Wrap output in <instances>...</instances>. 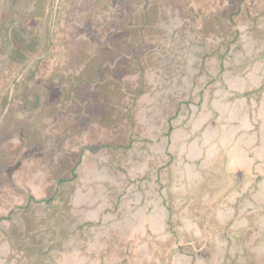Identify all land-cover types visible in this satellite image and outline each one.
Masks as SVG:
<instances>
[{"label":"rangeland","instance_id":"obj_1","mask_svg":"<svg viewBox=\"0 0 264 264\" xmlns=\"http://www.w3.org/2000/svg\"><path fill=\"white\" fill-rule=\"evenodd\" d=\"M24 13L0 77V264H264V0Z\"/></svg>","mask_w":264,"mask_h":264},{"label":"flooded vegetation","instance_id":"obj_2","mask_svg":"<svg viewBox=\"0 0 264 264\" xmlns=\"http://www.w3.org/2000/svg\"><path fill=\"white\" fill-rule=\"evenodd\" d=\"M26 7L27 0H0V77L9 75L11 64L26 39Z\"/></svg>","mask_w":264,"mask_h":264},{"label":"trees","instance_id":"obj_3","mask_svg":"<svg viewBox=\"0 0 264 264\" xmlns=\"http://www.w3.org/2000/svg\"><path fill=\"white\" fill-rule=\"evenodd\" d=\"M112 47V46H111ZM103 50H106V52H108V53H111L112 52V50L110 49V47H108V48H105V49H103ZM111 51V52H110ZM112 54L114 55V52H112ZM115 58V56L113 57V59ZM112 59V60H113ZM110 62H111V60H110ZM104 63H109V60H105V61H102L101 60V57H100V55H97V54H95L94 56H93V59H92V64L90 65V67H89V71L86 73V75H85V77H78L77 78V81L80 83V82H85V80H88V79H93V78H95V77H97L98 76V73H99V71H100V66L102 65V64H104ZM109 65H105L104 67H103V70L105 71V72H108L109 71ZM104 72V73H105ZM84 72L82 71L80 74H83ZM104 73H101V79H104V77H105V74ZM47 87H51V89H50V94L48 95V99L51 101V100H54V99H56L55 101H57L59 98H60V96H61V92L57 89V88H55V84H53V86H52V84H51V82H48L47 81V83L45 84ZM78 84H76V86H77ZM100 86H103V88H100V90L98 89V91L96 92V94H95V97H98V98H101V99H103L105 102H108L109 101V98H108V92H107V90L105 89V86L104 85H101L100 84ZM99 86V87H100ZM46 99V98H45ZM50 103H53V102H50ZM51 106V105H50ZM104 112H105V114L106 115H109L110 114V110L109 109H105L104 110ZM105 115V116H106ZM77 117L79 118V115H77ZM76 117V118H77ZM107 117V116H106ZM109 117H110V115H109ZM79 156H80V152H79V154H77L76 155V158H73V164L71 165V175H69V177H62V176H59L58 177V181L60 182V181H64V180H69V179H71V178H73L74 177V173H73V170H74V168H75V166H76V164L79 162ZM72 157H73V154H72ZM60 162L61 163H63V162H67V159L65 158V159H62V161L60 160Z\"/></svg>","mask_w":264,"mask_h":264},{"label":"crops","instance_id":"obj_4","mask_svg":"<svg viewBox=\"0 0 264 264\" xmlns=\"http://www.w3.org/2000/svg\"><path fill=\"white\" fill-rule=\"evenodd\" d=\"M124 125H128V123H127V122H124ZM60 152H61V151H60ZM64 153H65V152H64ZM65 154H66V153H65ZM69 155H70V154L68 153V156L65 155V157H59V158H68ZM70 158H72V157L70 156ZM60 164H62V163L60 162ZM44 200H46V201H50L51 199L48 198V199H44ZM27 202H28V201H27V199H26V205H27Z\"/></svg>","mask_w":264,"mask_h":264},{"label":"water","instance_id":"obj_5","mask_svg":"<svg viewBox=\"0 0 264 264\" xmlns=\"http://www.w3.org/2000/svg\"><path fill=\"white\" fill-rule=\"evenodd\" d=\"M18 79V78H17ZM11 90H12V87H11Z\"/></svg>","mask_w":264,"mask_h":264}]
</instances>
